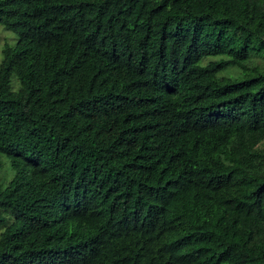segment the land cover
<instances>
[{
  "label": "trees",
  "instance_id": "16d2710c",
  "mask_svg": "<svg viewBox=\"0 0 264 264\" xmlns=\"http://www.w3.org/2000/svg\"><path fill=\"white\" fill-rule=\"evenodd\" d=\"M0 264H264V0H0Z\"/></svg>",
  "mask_w": 264,
  "mask_h": 264
},
{
  "label": "rangeland",
  "instance_id": "374dc122",
  "mask_svg": "<svg viewBox=\"0 0 264 264\" xmlns=\"http://www.w3.org/2000/svg\"><path fill=\"white\" fill-rule=\"evenodd\" d=\"M17 40V35L10 30L2 29L0 31V61L2 59V49L6 41H9L11 44L15 43Z\"/></svg>",
  "mask_w": 264,
  "mask_h": 264
}]
</instances>
